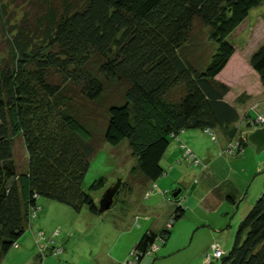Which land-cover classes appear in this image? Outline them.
Here are the masks:
<instances>
[{"label": "trees", "instance_id": "16d2710c", "mask_svg": "<svg viewBox=\"0 0 264 264\" xmlns=\"http://www.w3.org/2000/svg\"><path fill=\"white\" fill-rule=\"evenodd\" d=\"M262 1L42 0L33 14L15 21L0 1V262L36 214L39 196L99 212L82 180L100 143L89 103L103 95L119 97L107 105L102 140L126 139L136 157L132 171L145 183L166 172L162 157L186 128L214 133L224 127L226 150L241 151L246 141L234 125L239 113L224 98L228 86L217 75L235 51L233 29ZM194 16L217 44L203 68L181 51ZM249 63L264 83V41ZM176 87L180 95L170 98ZM16 136L27 154L22 169L13 154ZM178 195L171 197L172 219L185 213ZM170 232L146 229L133 246L136 261ZM219 260L264 264V189Z\"/></svg>", "mask_w": 264, "mask_h": 264}, {"label": "rangeland", "instance_id": "374dc122", "mask_svg": "<svg viewBox=\"0 0 264 264\" xmlns=\"http://www.w3.org/2000/svg\"><path fill=\"white\" fill-rule=\"evenodd\" d=\"M4 1L7 2L5 9L12 21L18 20L25 12L33 14L34 6L41 5L42 2ZM31 2L33 4H30ZM262 13L264 0L252 7L244 20L233 29L229 38L235 46V53L218 77L228 86L224 98L238 110L239 118L234 125L246 144L239 152L237 149L228 152L225 128L216 126L213 128L214 133L203 130L204 136H199V151H194V154L191 152L192 158L195 157L197 162L188 157L189 161L180 154V159L175 160L173 164L183 165L178 167L180 172L183 170L185 184L174 183L173 186L181 187L178 196H183V216L172 219L175 203L169 201L173 199L168 196V192L163 193L164 189L160 185L161 182L157 181L158 178L145 183L137 173H133L132 166L136 163V157L126 139L118 144L102 140L99 132H102L105 125L107 105L119 97V94L103 95L102 101L100 99L89 103L88 119L96 131L98 130L96 137L100 143L90 158L82 187L90 192L98 206L106 188L120 178L121 185L112 205L102 212L94 213L87 205L75 210L66 203L39 196L37 202L40 206L36 214L31 216L25 231L8 250L0 264H28L35 261L38 264H209L211 261L220 264L217 258L206 257L207 253H212L211 244L218 241L220 246L228 251L233 244L238 225L249 209L235 215L232 222L220 225L219 210L205 208L195 199L188 197L190 192L186 184L189 180L199 179V173L202 177H209V180H206L208 184L212 183L214 177L230 174L243 190L249 189V192L259 182H264V147L259 138L250 134L252 128L264 124V83L249 63L251 52L264 41ZM216 45V42L210 39L205 25L198 16H194L190 36L181 49L182 53L198 67L203 68L210 61ZM180 93L178 87L172 88L169 97L175 98ZM186 130L200 133L198 128ZM181 148H186V156L191 150L185 144ZM13 154L18 167L24 168L27 154L20 136L15 138ZM221 155H228L233 159L228 163L222 160ZM199 159L201 162H198ZM162 161L166 172L159 176L160 178L165 177L173 165L165 157ZM100 178H103L104 182L92 189L91 184ZM153 183L156 185L150 192ZM213 224H219L222 229ZM150 227L158 231L168 227L171 232L164 242L157 239V247L136 261L132 254L133 246L139 236ZM219 232L224 235L222 239L218 238Z\"/></svg>", "mask_w": 264, "mask_h": 264}, {"label": "crops", "instance_id": "0c3cea01", "mask_svg": "<svg viewBox=\"0 0 264 264\" xmlns=\"http://www.w3.org/2000/svg\"><path fill=\"white\" fill-rule=\"evenodd\" d=\"M234 53L231 55L229 60L232 58ZM227 64L228 62L226 63V66ZM223 69L218 73L217 78ZM198 130H200V133L195 130H184L178 133L177 139L172 140L168 145L162 160H164L165 157L170 164H173L175 160H179L180 154L182 155L184 153L180 143L188 145L193 154L194 151L198 152L199 146L201 145V139L199 140L198 138L199 136H204V131L199 128ZM250 131L251 136L259 138L260 142H262L261 145L264 147V124L255 126ZM222 157V160L228 163H230V159H233V157L228 155H224ZM162 160L161 163L164 162ZM223 165H225V163H223ZM178 166L183 167L181 163H174L171 165V169L168 173H166L167 175L165 177H158L157 181L161 182L160 185L164 190L176 188L178 185L173 186L174 183H178L180 185L185 184V181L183 180V170L180 172V168ZM262 168L264 170V164ZM207 173H209V171ZM206 180H209V177H202L200 173L199 179L195 178L194 180H189L186 184L188 186V192H190L188 197L195 199V201L201 203L205 208L216 209L217 211L219 210L218 216L221 218L220 225H223L224 222H232L235 215L239 214L241 211L243 212L249 209L253 204L254 198L257 197V195L264 189V182L262 184L259 182L258 185L254 189H251L250 192L249 189L243 190V188H241V186H239V184L231 178L230 174H226L224 177H214L211 184L206 183ZM169 201L174 203L172 200ZM220 225H215V227L222 229L220 228ZM150 229L158 231L154 227H150ZM223 237L224 235L219 232L218 238L222 239ZM224 251L226 250L224 249Z\"/></svg>", "mask_w": 264, "mask_h": 264}, {"label": "water", "instance_id": "95a60500", "mask_svg": "<svg viewBox=\"0 0 264 264\" xmlns=\"http://www.w3.org/2000/svg\"><path fill=\"white\" fill-rule=\"evenodd\" d=\"M120 185H121V179L118 178L116 182H114L113 184H111L109 187L106 188L97 206L99 212L108 209L112 205L114 201V196L118 192ZM180 190L181 187L170 189L168 191V196L173 198L179 194Z\"/></svg>", "mask_w": 264, "mask_h": 264}, {"label": "built area", "instance_id": "2783aa9c", "mask_svg": "<svg viewBox=\"0 0 264 264\" xmlns=\"http://www.w3.org/2000/svg\"><path fill=\"white\" fill-rule=\"evenodd\" d=\"M187 149H189V148H187ZM190 150V149H189ZM188 157L190 158V159H192V160H194V162H197V159H194V158H192V153H191V151H188ZM39 208V207H38ZM33 215H35V213H32V216ZM155 247H157V245L156 244H154L153 246H152V249L153 248H155ZM211 248H212V253L211 254H209V253H207V255H206V257L209 259V257H211V255H212V257L213 258H220L223 254H224V249L220 246V244L217 242V241H215V242H213L212 244H211Z\"/></svg>", "mask_w": 264, "mask_h": 264}, {"label": "bare ground", "instance_id": "6f19581e", "mask_svg": "<svg viewBox=\"0 0 264 264\" xmlns=\"http://www.w3.org/2000/svg\"><path fill=\"white\" fill-rule=\"evenodd\" d=\"M219 243V242H218Z\"/></svg>", "mask_w": 264, "mask_h": 264}]
</instances>
